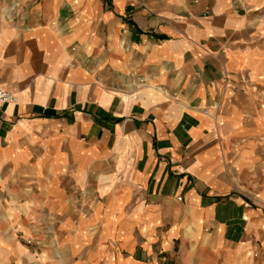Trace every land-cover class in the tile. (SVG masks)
Masks as SVG:
<instances>
[{"label":"crops","instance_id":"1","mask_svg":"<svg viewBox=\"0 0 264 264\" xmlns=\"http://www.w3.org/2000/svg\"><path fill=\"white\" fill-rule=\"evenodd\" d=\"M0 86V264H264V0H0Z\"/></svg>","mask_w":264,"mask_h":264},{"label":"built area","instance_id":"2","mask_svg":"<svg viewBox=\"0 0 264 264\" xmlns=\"http://www.w3.org/2000/svg\"><path fill=\"white\" fill-rule=\"evenodd\" d=\"M17 101L16 95L4 87L0 86V103H15ZM217 108V106H215ZM210 111L208 108L203 109L204 114H208ZM180 200L181 197H178Z\"/></svg>","mask_w":264,"mask_h":264}]
</instances>
